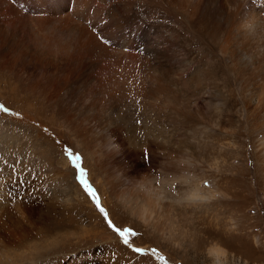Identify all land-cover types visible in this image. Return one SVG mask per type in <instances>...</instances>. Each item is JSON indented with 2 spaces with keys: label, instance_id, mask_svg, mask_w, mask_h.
I'll return each instance as SVG.
<instances>
[{
  "label": "rangeland",
  "instance_id": "374dc122",
  "mask_svg": "<svg viewBox=\"0 0 264 264\" xmlns=\"http://www.w3.org/2000/svg\"><path fill=\"white\" fill-rule=\"evenodd\" d=\"M151 7L145 13L147 20L162 14L161 8ZM187 30L181 39L188 44V51L190 48L192 55H204L202 60L216 64V72L210 74L212 81L217 75L220 87H227L226 94L234 97L224 104L221 100H197L198 91L185 76L184 89L202 123L189 124L186 130L172 129L155 110H144L139 136L151 140L152 153L139 156L141 165L128 177H121L123 185L116 182L112 189L105 172L93 164L89 154L75 147L76 140L52 100L31 92L15 73L0 68V264H80L88 260L91 264H215L207 253L213 245L229 253L221 264H264V210L258 211L264 200V130L256 128L243 111L245 104L238 100L235 81L227 83V68L209 51L213 49L210 38ZM128 112L127 119L136 122ZM182 146L187 148L185 153ZM69 152L81 157L77 163L86 170L84 178L115 228L129 230L124 236L108 226L75 178L79 170ZM180 156L189 160L186 171L191 188L198 184L206 195L219 188L225 195L186 205L175 202L176 196L190 192L177 180L182 173L177 162ZM62 160L76 173L65 182ZM118 161L114 166L126 167ZM238 172L244 173V179H230ZM133 181L165 194L161 204L174 223L163 226L162 236L150 224H143L116 195ZM171 181L174 187H170ZM244 187L250 192L248 203L230 208L232 196L248 193ZM76 188L87 201L81 196L74 198Z\"/></svg>",
  "mask_w": 264,
  "mask_h": 264
},
{
  "label": "bare ground",
  "instance_id": "6f19581e",
  "mask_svg": "<svg viewBox=\"0 0 264 264\" xmlns=\"http://www.w3.org/2000/svg\"><path fill=\"white\" fill-rule=\"evenodd\" d=\"M143 2L161 8V16L147 20L150 7ZM186 28L210 38L213 49L209 51L227 68V83L235 81L243 111L256 128L264 130V0H0V68L15 73L31 92L52 100L76 140L75 147L89 154L93 164L110 177L106 179L112 189L116 182L123 185L121 177L141 165L139 156L152 153L151 140L139 136L144 110H155L172 129L202 123L184 89L185 76L198 91L197 100L224 104L234 97L226 94L227 87H220L217 75L212 81L216 64L188 51L181 39ZM2 88L10 92L7 86ZM128 111L136 122L127 119ZM116 160L126 167L114 166ZM177 162L182 170L177 180L190 192L176 196L175 202L186 205L225 195L219 188L207 195L198 184L191 188L188 158ZM72 167L64 161L63 182L76 175ZM237 178L244 179V173L230 177ZM245 189L247 194L231 197L230 208L246 206L250 192ZM122 190L116 195L160 236L163 226L174 223L161 204L166 198L162 191L142 182ZM76 191L74 198L87 201L79 188ZM258 209L264 210V200ZM207 253L215 264L229 255L217 245Z\"/></svg>",
  "mask_w": 264,
  "mask_h": 264
},
{
  "label": "snow or ice",
  "instance_id": "6c2138e0",
  "mask_svg": "<svg viewBox=\"0 0 264 264\" xmlns=\"http://www.w3.org/2000/svg\"><path fill=\"white\" fill-rule=\"evenodd\" d=\"M2 107V106H0ZM5 111H7V109H4ZM68 155L71 157V162L73 165H75V167L79 170L78 174L75 176V178L79 181V183L82 185L84 191L87 193V195L89 197H91L95 207L98 209V211L104 215V218L108 224V226L110 228H113L116 232H118L121 236L125 235V232H128V229H125L124 231H121L118 228H115L114 224L112 223L111 219L108 217V214L106 213L105 209L103 207H101V203L100 200L98 198V194L96 193V191L94 190V188L89 184V182H87L84 178V172L85 170L81 167V165L79 163H77L81 157L77 154L75 156L72 155V153H68ZM126 245L129 244V241L127 239H124L123 241ZM136 252H141L142 249L140 248H135L134 249Z\"/></svg>",
  "mask_w": 264,
  "mask_h": 264
}]
</instances>
